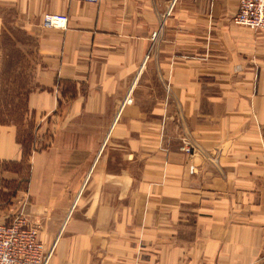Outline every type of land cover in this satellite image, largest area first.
Segmentation results:
<instances>
[{
    "label": "crops",
    "instance_id": "0c3cea01",
    "mask_svg": "<svg viewBox=\"0 0 264 264\" xmlns=\"http://www.w3.org/2000/svg\"><path fill=\"white\" fill-rule=\"evenodd\" d=\"M237 10L0 0V39L7 15L35 38L26 105L54 132L30 156L26 211L51 264H264V29ZM47 14L64 25L45 27ZM23 156L17 127L0 123V183Z\"/></svg>",
    "mask_w": 264,
    "mask_h": 264
},
{
    "label": "rangeland",
    "instance_id": "374dc122",
    "mask_svg": "<svg viewBox=\"0 0 264 264\" xmlns=\"http://www.w3.org/2000/svg\"><path fill=\"white\" fill-rule=\"evenodd\" d=\"M8 23H5L4 33L0 39V48L3 51L0 66V123H12L17 127V140L22 146L23 160L16 163L5 162L3 167L17 172L18 178L5 180L7 188V201L0 188V201L6 205L10 214L20 210L22 203H26L25 210L31 204L28 184L30 181V156L43 150L53 142L54 132L52 128L44 132L47 143L33 146L34 134L37 124L26 101L29 93L35 88V38L24 32L17 24L15 17L7 15ZM41 135L43 133H40ZM1 181L0 187L4 184ZM35 217V215H33Z\"/></svg>",
    "mask_w": 264,
    "mask_h": 264
},
{
    "label": "built area",
    "instance_id": "2783aa9c",
    "mask_svg": "<svg viewBox=\"0 0 264 264\" xmlns=\"http://www.w3.org/2000/svg\"><path fill=\"white\" fill-rule=\"evenodd\" d=\"M234 18L237 24L254 30L264 29V0H238V10ZM44 25L63 26L64 21L60 17L47 14ZM39 130L37 127L34 134L35 147L48 142H45L46 137ZM183 149L192 152V144L185 140ZM25 206L26 203H22L19 211L10 214L7 220L0 221V264H51L53 248H47L39 236V216H30Z\"/></svg>",
    "mask_w": 264,
    "mask_h": 264
},
{
    "label": "trees",
    "instance_id": "16d2710c",
    "mask_svg": "<svg viewBox=\"0 0 264 264\" xmlns=\"http://www.w3.org/2000/svg\"><path fill=\"white\" fill-rule=\"evenodd\" d=\"M67 93H68V89L63 91V95L64 96H67ZM62 104H63V101L60 100V105H62Z\"/></svg>",
    "mask_w": 264,
    "mask_h": 264
}]
</instances>
